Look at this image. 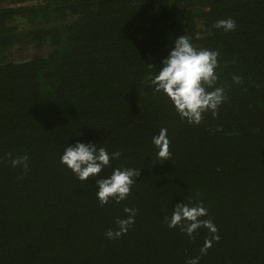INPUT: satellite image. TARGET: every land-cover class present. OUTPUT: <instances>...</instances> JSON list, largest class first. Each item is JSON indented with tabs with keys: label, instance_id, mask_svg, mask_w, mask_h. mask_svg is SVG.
<instances>
[{
	"label": "trees",
	"instance_id": "trees-1",
	"mask_svg": "<svg viewBox=\"0 0 264 264\" xmlns=\"http://www.w3.org/2000/svg\"><path fill=\"white\" fill-rule=\"evenodd\" d=\"M2 5L8 7L3 8ZM235 20L231 32L217 20ZM187 35L217 51L226 101L198 125L152 80ZM238 75L241 83H233ZM167 128L169 161L152 138ZM77 142L119 151L101 176L132 167L126 200L101 205L60 156ZM28 157L13 168L10 157ZM202 203L189 238L165 217ZM136 210L119 239L105 233ZM264 264V0H0V264Z\"/></svg>",
	"mask_w": 264,
	"mask_h": 264
},
{
	"label": "clouds",
	"instance_id": "clouds-1",
	"mask_svg": "<svg viewBox=\"0 0 264 264\" xmlns=\"http://www.w3.org/2000/svg\"><path fill=\"white\" fill-rule=\"evenodd\" d=\"M216 29L231 32L236 28V22L231 17L216 21L213 25ZM217 51L197 49L193 46L187 35H181L172 43L171 50L161 60L160 67L152 80L154 91L166 97L175 113L181 120L188 124L198 125L203 119V114L211 112L217 114V109L227 99L225 89L217 87L218 66ZM233 83H241L238 75L233 76ZM167 128H162L158 135L152 138L159 160L169 161L170 141L167 137ZM10 157V166L22 167L27 170L28 157ZM119 151L109 152L106 148L93 143L77 142L64 148L60 156V163L66 167L81 183H86L90 178L95 181V196L101 205L109 200L120 203L127 199L133 184L140 175V170L132 167L113 168L110 175L101 176L105 168L110 167L112 160H118ZM125 218L115 221V229H109L105 236L107 239H119L126 234L129 227L135 222L136 210L124 208ZM208 215V209L198 203L179 202L174 206L170 216L165 217L169 228L180 226L182 232L189 238L198 229L204 228L212 235V239H206L200 249V256L207 253L214 241L219 240L216 235L217 228L213 221L202 219ZM200 256L186 261V264H199Z\"/></svg>",
	"mask_w": 264,
	"mask_h": 264
},
{
	"label": "rangeland",
	"instance_id": "rangeland-1",
	"mask_svg": "<svg viewBox=\"0 0 264 264\" xmlns=\"http://www.w3.org/2000/svg\"><path fill=\"white\" fill-rule=\"evenodd\" d=\"M2 6H3V8L8 7L7 5H2Z\"/></svg>",
	"mask_w": 264,
	"mask_h": 264
}]
</instances>
